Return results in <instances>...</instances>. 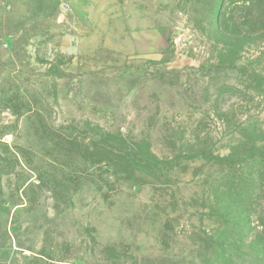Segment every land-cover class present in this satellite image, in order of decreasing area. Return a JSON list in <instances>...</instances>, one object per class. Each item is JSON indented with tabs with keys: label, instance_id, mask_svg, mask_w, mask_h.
<instances>
[{
	"label": "rangeland",
	"instance_id": "rangeland-1",
	"mask_svg": "<svg viewBox=\"0 0 264 264\" xmlns=\"http://www.w3.org/2000/svg\"><path fill=\"white\" fill-rule=\"evenodd\" d=\"M0 264H264V0H0Z\"/></svg>",
	"mask_w": 264,
	"mask_h": 264
}]
</instances>
